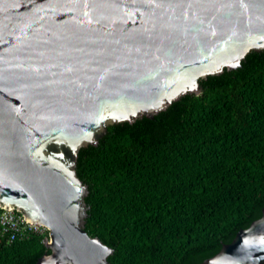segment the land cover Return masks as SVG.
Returning a JSON list of instances; mask_svg holds the SVG:
<instances>
[{
	"label": "water",
	"instance_id": "1",
	"mask_svg": "<svg viewBox=\"0 0 264 264\" xmlns=\"http://www.w3.org/2000/svg\"><path fill=\"white\" fill-rule=\"evenodd\" d=\"M262 51L264 0H0V207L49 230L36 264H110L82 149ZM199 264H264V210Z\"/></svg>",
	"mask_w": 264,
	"mask_h": 264
},
{
	"label": "trees",
	"instance_id": "2",
	"mask_svg": "<svg viewBox=\"0 0 264 264\" xmlns=\"http://www.w3.org/2000/svg\"><path fill=\"white\" fill-rule=\"evenodd\" d=\"M200 84L80 151L86 231L114 250L110 264H199L262 217L264 51ZM43 240L0 239V264H36Z\"/></svg>",
	"mask_w": 264,
	"mask_h": 264
},
{
	"label": "built area",
	"instance_id": "3",
	"mask_svg": "<svg viewBox=\"0 0 264 264\" xmlns=\"http://www.w3.org/2000/svg\"><path fill=\"white\" fill-rule=\"evenodd\" d=\"M33 236H41L45 240L49 236V230L40 224L28 223L17 211L0 207V239L12 244Z\"/></svg>",
	"mask_w": 264,
	"mask_h": 264
}]
</instances>
